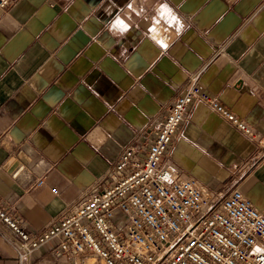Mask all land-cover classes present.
<instances>
[{"label":"crops","instance_id":"0c3cea01","mask_svg":"<svg viewBox=\"0 0 264 264\" xmlns=\"http://www.w3.org/2000/svg\"><path fill=\"white\" fill-rule=\"evenodd\" d=\"M192 74L256 137L196 102L163 164L215 198L239 190L264 216V0H15L0 10V204L37 233L102 191L126 148L151 143ZM0 264H18L1 236Z\"/></svg>","mask_w":264,"mask_h":264},{"label":"built area","instance_id":"2783aa9c","mask_svg":"<svg viewBox=\"0 0 264 264\" xmlns=\"http://www.w3.org/2000/svg\"><path fill=\"white\" fill-rule=\"evenodd\" d=\"M15 0H0L7 10ZM196 102L209 105L249 138L243 120L201 90L199 75L168 107L147 147L131 144L101 182L102 191L81 196L48 227L24 229L0 204V236L18 264L45 250L52 258L91 254L105 264H264V216L239 190L215 198L194 179L184 178L163 159ZM38 180L36 186H41ZM57 194V190H51Z\"/></svg>","mask_w":264,"mask_h":264},{"label":"rangeland","instance_id":"374dc122","mask_svg":"<svg viewBox=\"0 0 264 264\" xmlns=\"http://www.w3.org/2000/svg\"><path fill=\"white\" fill-rule=\"evenodd\" d=\"M41 255L38 257L40 264H105L103 260L91 255L72 257L67 256L65 261L62 258L54 259L46 251L42 249Z\"/></svg>","mask_w":264,"mask_h":264}]
</instances>
